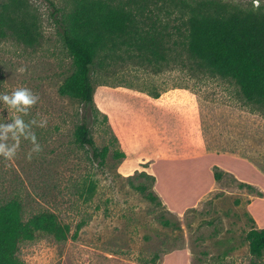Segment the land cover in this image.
I'll return each mask as SVG.
<instances>
[{"label": "rangeland", "instance_id": "obj_1", "mask_svg": "<svg viewBox=\"0 0 264 264\" xmlns=\"http://www.w3.org/2000/svg\"><path fill=\"white\" fill-rule=\"evenodd\" d=\"M88 1L0 0L17 6L16 32L0 25V33L6 31L0 34V94L31 89L39 101L24 120L47 119V127L33 129L43 147L40 154L27 160L31 144L22 139L15 159L0 157V204L17 199L24 219L53 212L69 230L64 240L38 233L20 241L18 258L25 264H249L246 232L264 226V106L247 101L233 80L146 62L116 41L100 54L90 76L93 102L104 93L135 95L147 123L148 93H167L158 103L178 105L182 131L196 128L197 150L190 158L142 164L124 175L108 116L94 102L88 125L101 153L94 158L75 140L84 112L81 100L58 92L76 68L55 22ZM153 1L163 3L147 0ZM223 1L258 8L253 0ZM15 115L0 103V122L11 123ZM128 176L135 184L145 183L161 205L134 190ZM87 182L95 188L90 196L80 194Z\"/></svg>", "mask_w": 264, "mask_h": 264}, {"label": "trees", "instance_id": "obj_2", "mask_svg": "<svg viewBox=\"0 0 264 264\" xmlns=\"http://www.w3.org/2000/svg\"><path fill=\"white\" fill-rule=\"evenodd\" d=\"M9 5L0 3V25L15 33L13 14L17 6L13 5V9ZM55 22L76 68L66 76L58 92L81 100L84 112L75 130V140L88 146L94 158L101 153L94 145L88 125V111L94 106L90 76L100 54L104 55V50L116 41L146 62L173 63L191 73L233 80L247 101L264 106V6L242 7L223 0H163V3L142 0L135 4L90 0ZM104 119L107 122L105 115ZM109 130L118 143L112 129ZM117 156L122 159L125 155L119 150ZM138 174L153 179L148 173ZM127 179L144 198L161 205L145 183L135 184L130 176ZM94 189L92 182L84 183L80 194L90 196ZM21 211L15 198L0 204V264H25L16 254L18 243L32 240L38 233L51 234L56 240L67 238L68 227L53 212L40 211L24 219ZM81 224H77V229ZM162 224L178 228L169 220H163ZM245 238L251 256L249 264H261L264 226L249 229Z\"/></svg>", "mask_w": 264, "mask_h": 264}, {"label": "crops", "instance_id": "obj_3", "mask_svg": "<svg viewBox=\"0 0 264 264\" xmlns=\"http://www.w3.org/2000/svg\"><path fill=\"white\" fill-rule=\"evenodd\" d=\"M165 94L151 97L152 104L143 108L150 117L147 123L142 121L140 100L135 95L104 93L99 99L94 98L99 110L108 116L118 146L124 152L119 162L124 175L132 174L142 164L154 166L194 156L196 128L182 131L178 105L173 100L158 103ZM158 116L162 118L159 122Z\"/></svg>", "mask_w": 264, "mask_h": 264}, {"label": "clouds", "instance_id": "obj_4", "mask_svg": "<svg viewBox=\"0 0 264 264\" xmlns=\"http://www.w3.org/2000/svg\"><path fill=\"white\" fill-rule=\"evenodd\" d=\"M256 7H259V0H253ZM26 71L21 67L18 72L23 74ZM39 101L38 94L32 92L27 87H18L11 93L0 94V103H2L8 111L17 113L11 118V123L0 122V157L5 160H13L16 158L20 149L21 140L28 141L31 148L26 153L25 158L29 161L33 158L34 154L38 155L43 151L42 145L39 143L37 136L34 132V127L45 128L47 127V119L41 118L39 120L33 118L27 122L24 116L29 115L32 109Z\"/></svg>", "mask_w": 264, "mask_h": 264}]
</instances>
